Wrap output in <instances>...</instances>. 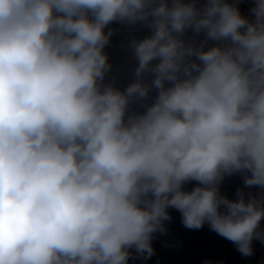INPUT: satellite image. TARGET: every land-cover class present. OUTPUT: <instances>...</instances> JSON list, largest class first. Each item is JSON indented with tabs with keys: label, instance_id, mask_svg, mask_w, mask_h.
Returning <instances> with one entry per match:
<instances>
[{
	"label": "clouds",
	"instance_id": "1",
	"mask_svg": "<svg viewBox=\"0 0 264 264\" xmlns=\"http://www.w3.org/2000/svg\"><path fill=\"white\" fill-rule=\"evenodd\" d=\"M171 210L264 245V0H0V264H147Z\"/></svg>",
	"mask_w": 264,
	"mask_h": 264
}]
</instances>
